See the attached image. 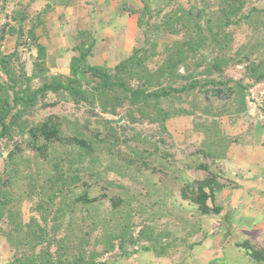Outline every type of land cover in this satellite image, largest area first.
<instances>
[{
  "label": "trees",
  "instance_id": "trees-1",
  "mask_svg": "<svg viewBox=\"0 0 264 264\" xmlns=\"http://www.w3.org/2000/svg\"><path fill=\"white\" fill-rule=\"evenodd\" d=\"M142 1L131 11L146 28L145 44L113 67L89 63L96 39L79 32L69 74L51 72L35 31L46 9L30 16L19 6L0 28V146L9 148L0 172V235L13 252L6 264H109L102 259L107 254L126 259L142 252L173 259L183 247L202 243L203 217L222 212L217 197L235 184L220 164L240 141L224 123L233 126L245 116L251 90L264 84V8L218 0L208 12L193 2L169 10V2ZM231 26L258 39L236 44ZM8 34L16 37L15 49L4 53ZM169 34L175 37L161 43L160 36ZM24 45L38 51L31 73L20 57ZM239 66V78L228 74ZM63 105L75 110L57 112ZM48 108L43 120L30 119ZM181 118L193 119L190 131L201 140L190 155L194 163L182 160L184 169L169 173L162 167L182 156L168 122ZM166 141L172 153L163 148ZM108 158L115 168L165 176L140 199L141 211L149 213L142 211L138 234L129 217L131 199L110 196L103 183ZM188 169L201 174L190 177ZM25 200L35 202L27 222ZM233 245L235 255L225 264H242L239 253L250 264H264V245L250 239Z\"/></svg>",
  "mask_w": 264,
  "mask_h": 264
},
{
  "label": "crops",
  "instance_id": "crops-1",
  "mask_svg": "<svg viewBox=\"0 0 264 264\" xmlns=\"http://www.w3.org/2000/svg\"><path fill=\"white\" fill-rule=\"evenodd\" d=\"M143 5L142 0H0V26L10 20L6 17L19 6H23L30 16L46 9L43 24L35 30L38 42L46 50V61L50 70L53 73L69 74L71 59L78 55L75 47L80 44L79 32H86L96 39L94 55H97L96 49H103V53L98 56H102L103 61H99V58L96 60L100 62L99 65H108L109 61L114 59V64L108 65L113 67L129 57L134 48L143 47L144 29L139 24V14L131 11L139 10ZM86 21H90L89 24L83 25ZM15 42V36L6 35L2 51H13ZM120 52H123L125 57L118 60ZM248 104L247 114L231 126L233 135L239 136L240 141L230 146L226 158L220 164L224 177L235 185H229L222 191L223 194L221 192L217 197L216 203L223 206L222 212L202 218L205 241H214L206 246L208 250L194 256L197 259L196 264H208L212 261L214 264L229 263L235 255L233 250H237L233 245L235 242L231 241L234 235L238 236L237 242L245 240L250 233L255 237L252 241L264 245V84L251 90ZM246 142L250 143L248 147L253 150L254 147L263 149L260 157L263 162L252 168L248 167L247 172L241 173L238 171L241 166L237 164L242 163L237 161L236 155L244 145L242 143ZM257 152H260V149H257ZM259 222L262 227L258 226ZM225 233L228 235L224 239ZM205 241H202L203 244ZM223 247L230 250H221ZM3 251L8 253V250H0V253ZM4 257H7L8 261V256L0 255V264H5L2 261ZM194 258L190 256L189 260Z\"/></svg>",
  "mask_w": 264,
  "mask_h": 264
},
{
  "label": "rangeland",
  "instance_id": "rangeland-1",
  "mask_svg": "<svg viewBox=\"0 0 264 264\" xmlns=\"http://www.w3.org/2000/svg\"><path fill=\"white\" fill-rule=\"evenodd\" d=\"M217 1L218 0H157L155 2L156 4L154 6H156L157 4H160V2L163 4L166 2H169V4L167 6H168V9L170 10V9H174L177 6H182V5L183 6H189L193 2L199 6H203V7L205 6L207 8L206 11L208 12L210 9H212L213 7L216 6ZM246 5L250 6V7L255 6L257 8H264V0H246ZM6 18H8V17H6ZM89 22L90 21H86L85 23L83 22V25L89 24ZM83 25L81 23V26H83ZM1 27H2V25L0 26V28ZM142 28L144 30L146 29L145 26H143ZM229 30L233 33L234 40H236L235 41L236 44H240V43L245 42L247 40L254 42L258 39V37L252 36L251 32L250 31L248 32L245 27L239 28L237 26H231ZM174 37L175 36L170 35V34L164 35V36L162 35V36H160L159 40L161 43H163V42H166V41L173 39ZM15 44H16V42H15ZM33 51H37V50L33 47L30 48V46H28V45H24V46L19 48L20 57H21L22 61L24 63H26V68H27V71L29 73H31V71H32V62H33V58L35 57ZM95 53L97 55L93 54L89 57V60H90L89 63L100 64V62H97L96 60H97V58H99V61L100 60L103 61L102 56L98 57L100 54L103 53V49L99 47L98 49H96ZM124 57L125 56L123 55V52H120L118 60H121ZM113 60L109 61V64H108L109 66L114 64ZM103 65H106V64L104 63ZM47 66H48V64H47ZM241 72H243V68L241 66H239V67L231 68L228 71V74L231 76H234L236 78H239L241 76ZM2 78H5V76L0 74V79H2ZM73 110H75V107L73 105H68V107L63 105V106L57 107V109H56V111L60 112L61 114H64L65 112H70ZM83 110L84 109H82V111ZM50 111H51V109L48 108L46 110H43L42 113H38L36 116L30 117V119L33 122H38L40 120H43L44 117L47 116ZM192 125H193V119L192 118L186 119L185 121H183V120L177 121L176 120V121H172V122L169 121L168 122V130H170V133L173 136V140H174L173 142H175V146H174L175 151L178 154V156H182L181 159H179V162L182 160L185 163L188 162L191 158L190 155L195 151L194 147L198 146L200 144L201 135H199L197 133H193L192 131H190ZM224 125L226 128V132H228V134L231 135L232 130H231L230 123L227 122V123H224ZM155 137H157V135H155ZM20 139H21L20 137L15 138V140H20ZM12 142L13 141H11L10 144H12ZM129 143L132 146L136 145L135 140L130 139ZM165 144L167 146H165ZM165 144H164L163 148L165 150H167V152L172 153V146L169 147L171 145V143L169 141H166ZM242 144H244V145H242ZM242 144H241L242 146L239 149V152L237 153L236 157H238L237 161H240V163H242L241 165L237 164V166H241L239 168L241 170H238V171H241V173H245L248 171V167L252 168L257 163L263 162V159L260 158V157H262L261 155H262L263 149L260 147H254V150H253V148L248 147V145H250L249 142L242 143ZM254 146H258V145H254ZM259 146H261V145H259ZM257 149H260V152H257ZM0 151H1V154H0V172H2L3 167H4L3 157H6L8 151H9V148L4 145V142L0 146ZM254 151H256V152H254ZM51 153L52 152H50V156H53V154H51ZM254 153H257L258 155H253ZM169 160H171V156L169 157V159L167 161L168 165H169ZM192 160H193V158L190 160V163H194V162H191ZM184 162L176 163L174 165L170 163L168 168H166V166H163L162 169L163 168L165 170L170 169L169 173H171L172 167L175 168L176 170H180V169L183 170L184 169V164H183ZM109 164H110V167L106 171L105 177L103 178V183L108 184V187H109L108 194L110 196L117 194V193H120L126 199H128V200L131 199V202H130V206H131L130 210L131 211H129V217H130V221L134 225L135 234H138L139 230H141V228H142L141 226L144 224L142 221V215L144 214V212H142V211L149 213V210H142L141 211V209H143V207H141L140 199L143 198L142 196H145L146 187H149V188L152 187L153 182L155 185L156 184L158 185L159 181L162 180L161 178L165 179V176L163 177V175L160 174L161 171H157L156 174H153L150 171L138 170L136 172L135 171L136 169L133 170L131 168V170H129V169H126V168H123L120 166L115 168V166L110 163L109 158H108V161H106L103 166L105 168H107L109 166ZM182 165H183V167H182ZM162 169H160V170H162ZM189 170L190 169H188L187 173L190 177L195 178L196 176L201 174V173L197 172L195 169H191L190 171ZM119 173H120V175L121 174L122 175L120 176ZM179 177L181 180L182 176L180 175ZM246 177H248V176H246ZM108 180L111 181L110 184L107 183ZM178 185H179V183H177L176 190H175L177 193H178ZM251 185L252 184H249V186H251ZM162 186H163V190H165L167 192V189H169V186L166 185L165 183H163ZM158 192L161 193L160 190H158ZM223 192L221 194H223ZM137 197H139V198H137ZM176 198H178V196ZM154 199L155 198L153 197V200ZM34 206H35L34 201L25 200L23 202L22 211H23V219L25 222L29 221L31 215L33 214ZM106 206L109 208L111 207L109 203H106ZM224 206L226 207V205H224ZM187 207H188V205L185 203V208H187ZM180 208H182V207H180ZM178 211L179 210L176 209V212H178ZM205 217L207 218L208 216H205ZM260 223L261 222L258 223V226L262 227V224L260 225ZM158 226H159V224H158ZM156 227H157V225H156ZM191 228H192V226H191ZM164 234H163V236H164ZM242 235L244 237L246 236L245 233H242ZM237 237L238 236L234 235L233 238H231V241L236 242ZM200 238H203V235L195 236L192 240H199ZM205 239H206V236L203 238V240L205 241ZM246 239L255 240V237L253 236V234L250 235V233H249V234H247ZM213 241H214V239L211 242H213ZM211 242L205 241L204 244H203V242L196 244L194 246L193 250L192 249L188 250L187 247H183L181 249V251L179 252V254L171 257L173 259H169V258H165V257H163V258L156 257L153 252L138 253L137 255H133L132 257H129L126 259L125 258L124 259H117L115 257V253H112V254H107V255L103 256L102 259L103 258L108 259L109 264H196L197 259H195L196 257L194 258V256H196L197 253L208 250L206 248V246H208V244H210ZM220 245L222 246V244H220ZM0 247H3V249L0 248V250H8V253H7V251H3L4 253L1 252L0 255L3 256V254H4L5 256H8V260L11 259L12 255H13L12 249L10 248V246L7 242V239L2 235H0ZM138 247L141 248V242L138 243ZM221 250H230V248L223 247V248H221ZM209 251L211 252V250H209ZM7 254H9V255H7ZM183 254H185V255H183ZM190 256H192V258L195 259V260L193 259L195 262H193V260H191V259L189 260ZM239 256H240V259L242 261V264L243 263L250 264L248 257H246V256L244 257V255H242V257H243L242 258L241 253H239ZM6 259H7V257L6 258L4 257V260L2 259V261L5 262V264H6V262H8V261H6Z\"/></svg>",
  "mask_w": 264,
  "mask_h": 264
},
{
  "label": "water",
  "instance_id": "water-1",
  "mask_svg": "<svg viewBox=\"0 0 264 264\" xmlns=\"http://www.w3.org/2000/svg\"><path fill=\"white\" fill-rule=\"evenodd\" d=\"M37 50V49H36ZM34 54L37 55V51H34Z\"/></svg>",
  "mask_w": 264,
  "mask_h": 264
}]
</instances>
